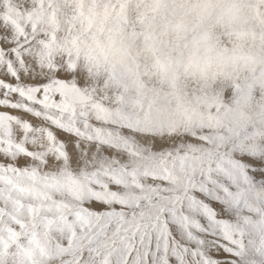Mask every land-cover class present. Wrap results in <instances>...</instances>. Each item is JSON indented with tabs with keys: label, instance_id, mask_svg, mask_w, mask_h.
<instances>
[{
	"label": "snow or ice",
	"instance_id": "6c2138e0",
	"mask_svg": "<svg viewBox=\"0 0 264 264\" xmlns=\"http://www.w3.org/2000/svg\"><path fill=\"white\" fill-rule=\"evenodd\" d=\"M241 16L264 0H0V264H264Z\"/></svg>",
	"mask_w": 264,
	"mask_h": 264
},
{
	"label": "clouds",
	"instance_id": "9594fccd",
	"mask_svg": "<svg viewBox=\"0 0 264 264\" xmlns=\"http://www.w3.org/2000/svg\"><path fill=\"white\" fill-rule=\"evenodd\" d=\"M225 23H228L226 20ZM233 32H243L246 35L238 41L242 45L244 52H251L255 58V63L241 62L239 65V75L241 77L250 76L253 67H255L256 75L259 76L264 71V25H254L252 21L245 20L244 17H238L230 22ZM223 31V29H218ZM254 33V35H253Z\"/></svg>",
	"mask_w": 264,
	"mask_h": 264
},
{
	"label": "rangeland",
	"instance_id": "374dc122",
	"mask_svg": "<svg viewBox=\"0 0 264 264\" xmlns=\"http://www.w3.org/2000/svg\"><path fill=\"white\" fill-rule=\"evenodd\" d=\"M256 94L259 95V90H257V93Z\"/></svg>",
	"mask_w": 264,
	"mask_h": 264
}]
</instances>
